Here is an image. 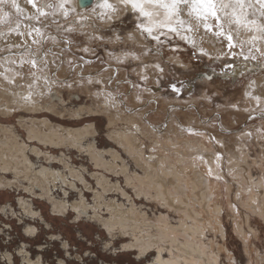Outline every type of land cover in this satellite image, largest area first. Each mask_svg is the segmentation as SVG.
<instances>
[{
  "label": "rangeland",
  "instance_id": "374dc122",
  "mask_svg": "<svg viewBox=\"0 0 264 264\" xmlns=\"http://www.w3.org/2000/svg\"><path fill=\"white\" fill-rule=\"evenodd\" d=\"M39 2L44 3L45 0H39ZM26 15L23 13V16L22 14L19 16L22 26L24 24L41 26L36 21L24 19ZM16 19L17 14H14L10 25L15 23ZM41 20L43 25H47L42 29L45 35L57 38L56 43L49 39L44 44L43 50L48 51L53 45L56 46L52 48L56 52L55 55L51 54L53 57L48 55L46 59L49 57L50 60L47 59L49 63L55 64L51 70L54 78L58 79L59 86L56 87L57 89L50 88L51 91H47L48 88L45 93L43 88L37 85L35 91L43 94L32 96L36 101L37 109L35 110L15 107L11 112H7L5 110L11 107L6 105L0 107V138L5 132H10L12 138H15L24 149L23 153L30 161L31 167L30 170H24V167H21V174L11 167V169H5L0 162V264H27L22 260L25 254L31 261L40 258L43 264H150L156 258L159 249L156 245L145 251L143 255L139 253L140 251L138 252L140 250L138 247L130 245L132 243L134 245L137 237L145 241L149 239L148 235L158 233L155 229L158 226L164 227V223L157 224L155 220L162 216L168 217L166 219L170 229L177 230L179 223L186 222L184 213L189 217L186 225L188 224L189 227L198 225L200 229L191 241H201L204 246H209L206 253L209 254L208 257L217 256V264H264V218L252 210L249 205V195L244 193L248 181L254 179L258 181L259 178L264 177V165H261V154H264V128L262 127L264 119H261L262 116L259 117L261 114L264 115V105H254L253 108L257 110L249 113L243 107L246 104L243 99L244 90L253 82L264 83V59L260 58L259 53L253 50L257 59L245 61L243 56L239 55L241 48L236 47L232 50L237 52L238 59L231 61L229 67L222 69L209 62L206 55L199 54L185 40L174 34L168 37L161 36L163 43L141 36L135 31L136 20L131 12L122 14L120 19L111 24H103L94 16L88 20H82L81 16L71 15V13L67 19L59 15L41 18ZM58 24L63 26V30L57 28ZM7 26L9 24L2 25L0 28ZM68 28L72 31H68ZM130 33L133 39L128 38ZM97 36H101L102 39H97ZM117 36L120 37L119 40ZM219 43L227 45V41H219ZM37 47L38 45H35V49ZM85 48L88 49L87 52L83 51ZM247 48L248 46L244 48L245 54H247ZM125 53L134 54L135 58L133 55L126 56ZM154 63H158L162 71L154 67ZM56 67H59V70ZM152 72H156L155 75ZM84 77H93L91 84L85 82ZM101 84L105 85L107 90L114 89L112 92L114 97L111 96L113 104L118 106L121 113L135 117L137 121L142 118L144 122L157 126L168 125L176 131H181L183 127L184 132H181L185 135L188 132L186 129L192 127L198 132L195 131L198 137L207 138L208 144L211 141L212 151L215 150L214 153L217 151L213 154L216 158L213 159V166L210 168L212 173L216 162L221 163L219 170L216 169L220 179H217L214 174L209 176L214 184L213 191H216V197L212 201L206 203L204 199H201V188L197 189V193L193 190L194 194H189L188 197L180 196L181 202L179 200L173 206L169 205L173 201L170 198L167 197L166 203L156 196L154 193L156 187L153 186L157 185V182L163 184V191L166 189L163 181L161 183V178L154 173L156 168L153 162L157 163L160 159V161L173 163L175 166H180L181 163L178 162L173 151L168 153L163 145L157 144V139H150L137 131L138 139L135 140V150L131 155L137 156L134 154L141 151L143 158H150L152 163L147 167L150 172L145 173V169L139 163L141 158L133 159L126 153L128 147L116 143L112 138L121 128L128 126L131 129L135 128L123 117H119L121 120H117V124L109 123L107 113L98 108V98L93 97L97 91L105 89ZM173 86L178 91L174 90ZM12 87L14 88V85ZM260 88H262L260 91L264 92V86ZM56 91L57 96L54 97ZM11 95L13 96L12 93ZM50 105L56 107L51 109ZM44 119L47 120L45 123L49 128L52 125L50 129L56 130L59 135L62 133L67 135L70 130H83L88 125L93 126L94 129H91L92 134L89 133L80 139L82 143L79 142L75 146L65 142L57 145L49 142L42 143L35 138H30L29 129L36 127L43 133L49 132L48 126L42 124ZM236 131L248 133L251 137L250 140H244L243 147L238 146L241 144V139L235 135ZM171 135L167 136L171 137ZM164 137L165 135L163 139ZM3 139H0V142L8 143L10 137L7 140ZM89 146L94 147L97 155L106 163L114 164L112 162H115L116 165H121L117 166L118 168L115 166L113 170L102 166L96 167L93 161L95 156H92L93 160L90 159ZM241 149L247 155L245 163H239L235 159L240 158ZM114 153L119 154L116 161L111 159ZM217 155L220 157L219 160ZM135 161H138L137 164ZM235 164H240V168H237L238 172L234 171ZM27 165L25 164L26 167ZM194 166L186 170L189 172V174L187 172L188 177H194L193 173L198 169L202 177L209 175L204 165ZM45 169L56 175L59 174L67 181L59 179L52 183L49 179L47 184L49 189L46 185L42 187L32 174ZM74 172L79 173L81 178H77ZM133 176H143L147 183L150 181L151 186L147 188L143 185V187L150 191L149 194L152 193V196L147 195V197L144 192L137 193L140 187L133 181ZM170 180L172 181L168 178V181ZM133 185L136 187L134 188ZM173 185H168L165 192H169ZM259 191L262 190L259 189ZM195 199L200 200V203ZM83 200L87 208L77 209V211L72 207L73 203L79 205ZM53 202L65 204L68 207L65 209L66 213L59 214L54 211ZM104 202L121 205L117 209L123 207L125 211L128 208L133 209L136 214L138 213L139 221L142 220L141 223H144L140 225L141 229L140 227L135 230L129 227L125 231L118 227L107 229L103 223L110 219L111 210L116 208L109 210L106 207L107 203L103 205ZM214 208L221 210L220 226L223 234L225 233L224 236L213 220L216 213ZM27 209L32 212L26 214L24 210ZM195 211L199 213V217H192ZM143 215L147 216L146 220ZM148 222L152 226L150 224L146 226L145 223ZM27 227L34 228L33 235L25 232ZM178 228H180L179 231L184 229L181 226ZM241 230L245 234L248 233L246 246L250 250L249 253L245 251V236L243 233L240 234ZM201 232H204V236ZM178 234L176 239L180 244H184L186 240ZM160 245L165 248L162 251L163 259H167L169 243L161 242ZM175 249L173 247L174 252H176ZM22 251L25 253L22 254Z\"/></svg>",
  "mask_w": 264,
  "mask_h": 264
},
{
  "label": "bare ground",
  "instance_id": "6f19581e",
  "mask_svg": "<svg viewBox=\"0 0 264 264\" xmlns=\"http://www.w3.org/2000/svg\"><path fill=\"white\" fill-rule=\"evenodd\" d=\"M18 3L20 4V6L25 10L24 11V15L25 13L27 15L29 14H32L35 10L32 8L31 5H28V4H25L24 3V0H18ZM70 7H75L76 8V11L75 12H71V15H79V16H89V17H92V4L90 6H87L86 8H80L78 7V5L76 4L75 0H73V4L70 5ZM6 10L9 11L11 13V18L14 16V14H16L15 10L12 9L10 6H6ZM123 14V13H122ZM121 14V15H122ZM22 16H23V13H22ZM59 16V15H57ZM11 27H15V23L9 25ZM4 27L3 30L4 31H7V28L9 27ZM82 26V25H81ZM21 30H24V26L21 25ZM83 33V32H82ZM185 35H190L192 37V39H194L198 45L197 48H194L199 54H200V51H199V48H203L206 52L209 53V55H206L208 57V61L211 62L212 64L216 65V66H220L222 69L225 68V67H229L231 61H236L238 59V56L236 55L235 57L231 55V52H235L237 53L235 50H229V48L227 47V45H225L224 43H219V41H217V39L215 37H213L212 35H210L209 33H206L205 30L203 28H201L198 32H194V33H184ZM140 37V36H139ZM11 39L15 40L16 42H20V43H23V40H20L21 38L18 37V36H15L14 34L12 35ZM25 39H27V42L29 44H31V39L25 37ZM241 39H247V36L245 34H241ZM143 42V40H142ZM51 43V42H50ZM191 47L192 45L187 42ZM140 44V43H139ZM143 44V43H142ZM259 47H261L262 49H264V44H260L258 45ZM56 46L53 45V47H50L51 48V53H56L52 50V48H55ZM32 48L35 50V44L32 45ZM193 48V47H192ZM255 51V50H254ZM258 53V52H257ZM61 55V54H60ZM49 56L53 57L51 54H49ZM18 59V58H17ZM47 59L50 60V58L48 57ZM156 65H159L158 63H154L153 66L156 67ZM55 66L54 63H48V68H47V75L48 77L51 79H49V82L48 84H45L43 82V80L39 81L38 82V87H42L43 88V92L46 93V89L48 88H54V89H57L56 87H58L59 85V82H58V79H55L54 78V75L52 73V68ZM59 67H56L57 70ZM157 68V67H156ZM25 73H27V68L24 69ZM156 71H159V70H156ZM156 72H152V74L155 75ZM85 78V82H88L90 83L91 80L93 79V77H84ZM96 81V80H95ZM31 82V78L27 75H25V77L23 79H18L17 82H16V85H14V88L12 87V85H8L5 81L3 80H0V107H3V105H6V106H9L11 108H7L5 111L7 112H11L13 110V108L15 107H19V108H22V109H32V110H35L37 109V106H35V100L32 99V102H25L21 99V96L22 95H25V93L27 92V88H26V85L28 83ZM101 82V81H100ZM98 83V82H96ZM91 84V83H90ZM102 85V84H101ZM103 86V85H102ZM105 86V85H104ZM103 86V87H104ZM261 86H264V83H260V84H256V83H252L250 86H248L244 92H243V99L244 101H246V104L243 106L245 111L247 113L251 112L252 110H257V109H254L253 106H257V105H264V92L260 91V88ZM106 89V87H104ZM110 88V87H109ZM37 89V88H36ZM35 89V90H36ZM103 89V90H99L97 91L93 97L95 99L98 98V108L101 109L102 111H105V113H107L108 115V120H109V123L111 124H117L116 121L119 120V117H123L125 120H127L128 122H130L131 124H133L134 128L135 129H131V127H124V128H121L119 129V131H116V133L114 134L115 137H112L113 140L116 141V143H120L122 146H125V147H128V150L126 153L128 154H132V152L135 150L134 149V146H135V140H137L138 138L136 137L137 136V131H140L139 133H143L145 136H147L148 138L150 139H157V144L159 145H163L165 149H167L168 153L173 151L174 154L177 156L176 159H178L179 163H181L180 166H175L173 165V163H169V162H164L163 160L160 161V159H158L157 163L155 161V163L153 162V165L155 166V170H154V173H156V176H159L161 178V183L163 181L164 183V188L166 189L165 191H167V186L168 185H173L172 189L169 191V192H165L162 190L163 188V184H160L159 182H157V185H154L153 187H156V191L154 192L156 194V196L160 197V200H162L163 202H166L168 198H170L172 201V203H169L170 206H173L174 204H176L179 200H180V196L183 197V195L185 196H189V194H194L192 191H196L197 193V189L200 190V192L202 193V198L201 199H204L206 201V203H208L209 201H212L215 197H216V191L214 192V184L212 183V179L209 178V175L207 177H202L200 175V173L198 171H200L198 169L197 172H192L194 177L190 178L188 177L187 175V172L186 170H190V166L192 167H195L194 165H197L199 167H201V165H204L206 168V173H209V169L213 166V159L216 158L215 156H213V154L217 153V151L214 153V151H212V147L210 145V142L208 144V142L206 141V139L204 137H198V135L195 134V131L196 129L190 127L189 129H186L188 132H186L187 134H183V130L181 128V132L180 130L179 131H176V130H173L172 128H169L168 125H154V124H150L148 122H144V120H142V118H139L140 122H138L135 117L133 118L132 116L130 115H125L124 113H121L118 109V106L113 104V99L111 96H113L112 92L114 89ZM264 89V88H263ZM7 90V91H6ZM9 90V91H8ZM48 91V90H47ZM260 91V92H259ZM59 92V90H58ZM93 92V91H92ZM11 93L13 94V96L11 95ZM50 93V92H49ZM91 93V92H90ZM109 93H111V96L109 97ZM246 93H250L251 95H246ZM11 95V96H10ZM48 95V94H47ZM57 96V91H56V94L54 95V97ZM114 97V96H113ZM50 98V97H48ZM117 98V97H116ZM55 103V102H54ZM245 103V102H244ZM242 103V105L244 104ZM51 106V109L55 108L56 106L55 105H50ZM55 106V107H54ZM240 107V105L238 106ZM50 109V108H49ZM243 109V108H242ZM88 110V109H87ZM98 110V109H97ZM77 113H79V111H77ZM253 114V113H252ZM261 119H264V115H260L259 117H261ZM45 120V119H44ZM121 120V119H120ZM119 120V121H120ZM123 120V119H122ZM47 120H45L42 124L48 126L45 122ZM179 121V120H178ZM142 122V123H141ZM41 123V122H40ZM49 123V122H48ZM110 124V125H111ZM190 124V123H189ZM202 124V123H201ZM50 125V124H49ZM130 125V124H129ZM203 125V124H202ZM201 125V126H202ZM42 126V125H41ZM205 126V125H203ZM52 127V125L50 126V128ZM208 127V126H207ZM260 127V126H259ZM262 127L264 128V120H262ZM2 128V127H1ZM49 126H48V129H49V132H42L40 130H37L36 127H32L29 129V136L30 138H35L37 139L38 141L40 142H49V143H52V144H61L62 142H65V143H68V144H72L75 146V144H78L80 141L81 138H83L85 135L87 134H92L91 132V129H94L93 126L91 125H88L86 128H83V130H79V131H69V134L67 135H59V133H57L56 130L54 129H50ZM142 128V130H141ZM186 128V127H185ZM3 129V128H2ZM41 129V128H40ZM46 129V130H48ZM206 129V128H205ZM10 130V129H9ZM176 131V132H175ZM244 131V130H243ZM197 132V131H196ZM202 132V131H200ZM237 132V131H236ZM256 133V131H254ZM182 133V134H181ZM198 133V132H197ZM254 133V134H255ZM1 134H3L1 132ZM172 134V135H171ZM163 135H165V137L167 135H171V137H166V140H165V137L163 139ZM203 135V134H202ZM201 135V136H202ZM238 138L241 139L240 143L238 146H241L243 147V144L244 143V140H250V136L248 133H245V132H237L235 134ZM256 135V134H255ZM2 137V136H1ZM10 137L8 143L7 141L5 142H0V162L1 164H3L2 166H5L4 168L6 169H9L10 167L13 168L14 170L16 171H19L20 172V168L21 167H24V170H30V161H28V159L25 157L23 151L24 149L21 148V145L19 143H17V141L15 140V138H12V135L10 134V132H5L3 134V137L5 140H7L8 138ZM212 137V136H211ZM259 137V136H258ZM257 137V138H258ZM264 137V136H263ZM0 138V139H2ZM29 138V137H28ZM3 139V140H4ZM260 139V138H259ZM208 140V139H207ZM220 140V139H219ZM224 140V139H222ZM1 141V140H0ZM156 141V140H155ZM209 141V140H208ZM213 142V141H212ZM258 142V141H257ZM82 143V142H81ZM156 143V142H155ZM222 143V142H221ZM81 146V145H80ZM171 146H174V147H177V148H173ZM215 146V145H214ZM245 146V145H244ZM236 147V146H235ZM82 148V147H81ZM89 149L88 150H91V153H89L90 155V159L93 160L92 156H95L94 157V160L95 161V165L96 167L98 166V168L100 166H102L103 168L106 167L107 169L109 170H113L115 168V166H120L119 164L116 165L115 162H112L114 164H110L109 162L106 163L104 161V159H101L102 157H100L99 155H97V152L95 151V148L94 147H88ZM224 148V146H223ZM245 148V147H244ZM126 149V148H125ZM217 149V148H216ZM239 149V148H237ZM262 149V148H261ZM210 151V153H206ZM239 151V150H237ZM109 152V151H108ZM114 152V151H113ZM112 153V152H111ZM136 153V152H134ZM179 153V155H178ZM212 153V155H211ZM233 153V152H232ZM108 154V153H107ZM119 155V154H118ZM116 155L114 153V155L111 156V159H113V161H116L117 158H119V156ZM134 155H137V156H133L131 155V157H133V159L135 160H139L140 158V161L139 163L141 164V167H143V169H145V173L146 171H149V168H147L149 166L150 163V158H143V155H142V152L139 151L138 154H134ZM175 155H172L175 157ZM222 155V154H221ZM259 155V154H258ZM240 158L236 157L235 159L239 161V163H243L246 159V154H244L243 152V149H241V155L239 154ZM261 165L263 166L264 164V154H261ZM244 157V159H243ZM260 157V156H258ZM152 158V157H151ZM49 159V158H48ZM110 159V158H109ZM231 159V158H230ZM154 160V159H152ZM189 160V161H188ZM136 164L138 161H135ZM206 162V163H205ZM260 162V161H259ZM205 163V164H203ZM245 163V162H244ZM25 164L27 165V167L25 166ZM124 164V163H123ZM221 163H218L216 162V164L214 165L213 167V173L215 176H218L219 174L217 173V170H219V167L217 166ZM259 164V163H258ZM240 164H235L234 165V171H237V168L239 169ZM260 165V164H259ZM1 166V167H2ZM29 166V167H28ZM70 166V165H69ZM123 166V165H122ZM197 167V168H198ZM260 167V166H259ZM10 168V169H11ZM118 168V167H117ZM116 168V169H117ZM153 168V167H152ZM196 168V169H197ZM126 169V168H125ZM125 169H124V172H125ZM195 169V168H194ZM202 169V168H201ZM249 169V168H248ZM153 170V169H152ZM22 171V170H21ZM32 171V170H31ZM106 171V170H105ZM130 171V170H129ZM250 171V169L248 170ZM18 172V173H19ZM28 172V171H26ZM69 172V171H68ZM112 172V171H110ZM124 172L122 174H124ZM186 172V173H185ZM202 172V171H201ZM238 172V171H237ZM22 174V172H20ZM25 173V172H24ZM29 173H31L29 171ZM34 173V172H33ZM115 173V172H114ZM129 173V172H128ZM152 173V176H153V171L151 172ZM17 174V173H16ZM71 174V173H70ZM77 178H81L80 177V174L77 173V172H74L73 173ZM100 174V173H99ZM102 174V173H101ZM116 174V173H115ZM131 175H134L132 173H130ZM202 174V173H201ZM204 174V173H203ZM251 174V173H250ZM249 174V175H250ZM264 174V173H263ZM262 174V175H263ZM19 175V174H18ZM29 175V174H27ZM98 175V174H97ZM150 175V174H149ZM23 176V175H22ZM32 176L34 177V179L37 180V182L43 187L44 185H46V188L49 189L47 187V184L49 182V179L51 180L50 182H55L57 180H63L65 181L63 178H61V176H59V174H54L53 172H49L48 170H41L37 173H34L32 174ZM94 176V175H93ZM151 176V175H150ZM154 176V178L156 177ZM71 177V175H70ZM102 177V176H101ZM134 178L133 181L135 183H137V185H139L140 189H137V193L140 192H144V194L147 196L151 195L152 196V193L149 194L150 191H147L144 189L143 185H146V187L148 188V186H151L150 185V181L147 183L145 181V178H143V176H133ZM145 177V176H144ZM158 177V178H159ZM253 177V176H252ZM25 178V176H24ZM65 178V177H64ZM74 178V177H73ZM95 178H97L95 176ZM104 178V177H103ZM102 178V179H103ZM128 179H130V177H126ZM150 178V177H149ZM159 178V179H160ZM168 178H171L172 181H168ZM190 178V179H189ZM249 178V177H248ZM263 176L262 178H259L258 181H255L254 180H251V181H248V185H247V188H245L246 190L244 191V193H246V195L248 194L249 196V199H250V202H249V205L250 207L252 208V210H255L260 216L261 218H264V181H263ZM23 179V178H22ZM83 179V178H82ZM81 179V180H82ZM98 179V178H97ZM106 179V178H104ZM151 179H153L151 177ZM29 181V179H27ZM36 180H34V182H36ZM79 179H77L78 181ZM108 180V179H107ZM106 180V181H107ZM148 180V179H147ZM150 180V179H149ZM250 180V179H249ZM67 181V180H66ZM99 181V180H98ZM156 181V180H155ZM80 182V181H79ZM81 182H84V181H81ZM126 182H128V180H126ZM33 183V182H31ZM46 183V184H45ZM102 183L104 184V181H102ZM106 183V182H105ZM1 184H3L1 182ZM29 184H30V181H29ZM65 184V183H64ZM74 184V183H73ZM108 184V183H107ZM130 184V183H129ZM134 184V183H133ZM241 184V183H240ZM33 185V184H32ZM61 185V184H60ZM99 186V183L97 184ZM131 185V184H130ZM31 186V184H30ZM38 186V185H36ZM134 186V185H133ZM243 186V185H242ZM101 187V186H100ZM112 187V185H111ZM109 187V188H111ZM136 186H134L135 188ZM138 187V188H139ZM203 187V188H202ZM246 187V186H245ZM41 188V187H40ZM101 188H104V187H101ZM118 188V187H117ZM146 188V189H147ZM46 189V190H47ZM115 189V188H114ZM119 189V188H118ZM117 189V191H118ZM217 189V188H216ZM215 189V190H216ZM242 189V188H241ZM259 189H261L262 191L260 192ZM31 190V189H30ZM110 190V189H109ZM112 190V189H111ZM121 190V189H120ZM119 190V191H120ZM149 190V189H148ZM42 191V190H41ZM102 191V190H100ZM123 191V190H121ZM120 191V192H121ZM106 192V190H105ZM103 192V193H105ZM108 192V191H107ZM199 192V191H198ZM199 192V194H200ZM103 193H100L101 195ZM195 193V194H196ZM44 194L46 195V193L44 192ZM198 194V195H199ZM81 195V194H80ZM100 196H98V198L100 199ZM106 195V194H105ZM144 195V197H146ZM147 196V197H148ZM155 196V197H156ZM187 196V197H188ZM195 196V195H194ZM200 196V195H199ZM242 196V195H241ZM95 197V196H94ZM168 197V198H167ZM181 197V198H182ZM197 196H195L196 198ZM238 197V195H237ZM246 197V196H245ZM244 197V198H245ZM82 198V196H81ZM198 198V197H197ZM247 198V197H246ZM96 199V198H95ZM152 199V198H151ZM248 199V198H247ZM258 199H260V201H258ZM97 200V199H96ZM103 200V199H102ZM159 200V201H160ZM196 200V199H195ZM241 200V199H240ZM52 201V200H51ZM67 201V200H66ZM110 201V200H109ZM196 201H200V200H196ZM202 201V200H201ZM204 201V202H205ZM249 201V200H248ZM97 202V201H96ZM112 202V201H111ZM161 202V201H160ZM181 202V200H180ZM203 202V201H202ZM22 203V202H21ZM54 203V202H53ZM95 203V202H94ZM103 203V202H102ZM107 203V204H106ZM167 203V202H166ZM200 203V202H199ZM106 204V207L107 209L111 210V209H114L116 208L115 210H111V217L108 221H105V223H103L107 229H114L115 227H118L120 228L121 230H126L130 227V229H137V227L141 229V226L142 224L144 223H141V221H139V217H138V213L136 214L135 211L133 209H129L127 211L124 210L123 207H120L119 209H117L119 206L121 205H118L116 206L114 203H108V202H104L103 205ZM245 205L247 206V202H245ZM71 206V204H70ZM69 206V207H70ZM130 206V205H129ZM53 207L55 208L54 211L58 212L59 214L61 212H65V209L68 208L65 206V204L61 203V202H55L53 204ZM72 207L77 210V209H85L87 208V206L85 205L84 203V200L82 201L81 204L77 205V204H74L72 205ZM105 207V208H106ZM249 207V208H250ZM26 208V207H25ZM91 208V207H90ZM95 208V206L93 207ZM91 208V209H93ZM123 208V209H121ZM126 208V207H125ZM171 208V207H170ZM250 208V209H251ZM72 209V208H71ZM96 209H97V206H96ZM94 210V209H93ZM214 210H216V213H214V221L216 223L217 226H219V228L221 229L222 231V236H224L223 234V230L220 226V208H214ZM78 211V210H77ZM86 211V210H85ZM98 211V209H97ZM192 211V210H191ZM24 212L26 214L28 213H31L32 211L30 209H27V210H24ZM75 212V211H74ZM108 212V211H107ZM193 212V211H192ZM66 213V212H65ZM82 213V212H81ZM113 213V215H112ZM97 214V213H96ZM193 214V213H192ZM31 215V214H29ZM101 215V214H100ZM99 215V216H100ZM110 215V213H109ZM142 215V214H141ZM34 216V215H33ZM82 216V215H81ZM98 216V215H97ZM144 216V219L146 220L147 216L143 215ZM184 216L186 218V222H187V217L188 214L184 213ZM194 216H198L199 217V213L195 211V213L192 215V217ZM80 217V216H79ZM94 217V216H93ZM102 217V216H101ZM100 217V218H101ZM104 217V216H103ZM141 218V217H140ZM159 218V217H157ZM168 218L167 216L165 217H160V219L158 220H155L157 221V224L160 223H164V227H160L158 226L157 230L158 233L155 232V235L154 234H150L148 235L149 236V239L148 240H142L140 238H136L135 239V243L133 245V243L130 245V246H136L138 247V252L141 253L143 255V253L145 251H147L148 249H150L151 247H155V245L159 248L156 252V258L153 260L152 263L150 264H217V256H210L208 257L209 254H207L206 252H208V247L207 246H204L201 242H197V241H191V238H193V236L196 237V232L198 230H200L198 227V225H193L191 227L187 226L186 225V222H182V223H179L181 221H179L178 223L180 224L178 227H182L184 229L182 230H178L180 228L176 227L177 230L175 228H172L170 229L168 227V223L167 222V219ZM183 218V219H185ZM191 218V217H190ZM107 219V218H106ZM143 219V220H144ZM247 219V218H246ZM192 220V219H191ZM163 221V222H162ZM195 221V220H194ZM193 221V222H194ZM248 221V220H247ZM246 221V222H247ZM103 222H104V219H103ZM147 222V221H145ZM154 222V220H153ZM152 222V224H153ZM196 222V221H195ZM146 226H148L149 224L151 225L150 222L148 223H145ZM196 224V223H195ZM211 224V223H210ZM141 225V226H140ZM177 225V224H176ZM222 225V224H221ZM152 226V225H151ZM150 226V228H151ZM144 227V225H143ZM153 227H155V225H153ZM152 227V229H153ZM175 227V226H173ZM28 229L25 230L26 233L28 234H32L33 235V232H34V228L32 227H27ZM105 228V229H106ZM117 228V230H118ZM149 228V227H147ZM205 227H203L204 229ZM238 229H241L239 227H237ZM150 230V229H148ZM154 230V231H155ZM186 230H189V231H186ZM112 231V230H111ZM120 231V230H119ZM118 231V232H119ZM138 231V230H137ZM145 231H147L145 229ZM144 231V232H145ZM177 231V232H176ZM242 232L240 234L243 233V235L245 236V242H244V245L246 246L247 244V241H248V233L245 234V232L243 230H241ZM24 232V233H25ZM114 232V231H113ZM129 232V231H128ZM141 232H143V230H141ZM153 232V231H152ZM220 232V231H219ZM126 233V232H125ZM147 233V232H146ZM145 233V234H146ZM180 234L185 240L186 242H184V244H180L178 242V240L176 239L177 235L176 234ZM200 233V232H199ZM250 233V232H249ZM144 234V235H145ZM175 234V236H174ZM178 234V235H179ZM114 235V234H112ZM130 235V234H129ZM142 235V234H140ZM201 235L204 236V232H201ZM251 235V234H250ZM221 236V235H220ZM200 237V236H199ZM111 238V237H110ZM134 238V237H132ZM145 238V237H144ZM147 238V237H146ZM145 238V239H146ZM224 238V237H223ZM244 238V237H242ZM140 239V240H139ZM199 239V238H197ZM201 239V238H200ZM132 241V239H131ZM203 241V239H202ZM161 242H168L169 243V255H168V258L167 259H163L164 255L162 254V251L165 250V248L161 247V245L159 246V244H161ZM166 245V244H165ZM129 246V245H128ZM21 247V246H20ZM173 247L174 249L176 250V252L173 251ZM64 248V247H63ZM66 248V247H65ZM154 249V248H153ZM225 249V248H224ZM248 253H249V249H247V246H246V250ZM151 252V251H150ZM149 252V253H150ZM22 254L25 253V251H22L21 252ZM140 257V255L138 256ZM12 260V259H11ZM23 262H26L27 264H43V262L40 261V258H38L36 261H31L30 257L27 256L25 254V256H23L22 258ZM250 260L252 261V259L250 258ZM24 264V263H23ZM249 264V263H248Z\"/></svg>",
  "mask_w": 264,
  "mask_h": 264
},
{
  "label": "snow or ice",
  "instance_id": "6c2138e0",
  "mask_svg": "<svg viewBox=\"0 0 264 264\" xmlns=\"http://www.w3.org/2000/svg\"><path fill=\"white\" fill-rule=\"evenodd\" d=\"M75 2L79 6L82 0ZM24 3L31 5L35 10L24 19L36 21L41 26L24 24V30H21L22 20L19 16L25 10L18 0H0V26L10 25L11 22V13L6 10V6H10L17 14L15 27L9 26L7 31L0 28V80L8 85H16L18 79H23L25 75L29 76L31 82L26 85L27 94L22 95L21 99L32 102L33 95L43 94L35 91L38 82L41 80L45 84L49 82L47 75L49 61L46 57L49 54L55 55L50 49L44 51L43 46L49 39L53 43L57 41L56 37L45 35L42 29L47 25L42 24L41 18L61 15L67 19L76 8L70 7L73 0H45L44 3H40L39 0H24ZM88 3L92 4V16L103 24H111L120 19L122 13L131 12L136 20L135 31L157 43H163L161 36L168 37L174 34L189 42L193 48H197L196 41L184 33L191 34L203 28L217 41H227L229 50L241 48L239 55L243 56L245 61L257 59L253 50L264 59V49L258 46L264 44V0H88ZM88 3H84L83 6L86 8ZM81 19L88 20L90 17L81 16ZM57 28L63 30L62 25L58 24ZM67 30L72 31L71 28ZM242 33L247 39H241ZM13 34L20 37L23 43L11 39ZM25 37L31 39V44ZM96 38L102 39L101 36ZM128 38L133 39V35L130 33ZM119 39L117 36V40ZM33 44L38 45L35 50L32 48ZM245 46H248L247 54L244 51ZM83 51L87 52L88 49L85 48ZM199 51L201 55H209L203 48H199ZM125 55H133L135 58L134 54ZM231 55L235 57L237 53L231 52ZM156 67L159 69V65ZM25 68L27 73L24 71ZM173 88L178 91L175 86ZM108 95L110 97L111 93ZM219 158L217 155V160ZM217 166L219 167V164ZM208 174L212 175L211 169ZM216 178L220 179L219 176Z\"/></svg>",
  "mask_w": 264,
  "mask_h": 264
},
{
  "label": "water",
  "instance_id": "95a60500",
  "mask_svg": "<svg viewBox=\"0 0 264 264\" xmlns=\"http://www.w3.org/2000/svg\"><path fill=\"white\" fill-rule=\"evenodd\" d=\"M84 3H88V0H82L81 4H80L78 7H80V8H85V7L83 6ZM90 5H91V3H88V6H90Z\"/></svg>",
  "mask_w": 264,
  "mask_h": 264
}]
</instances>
